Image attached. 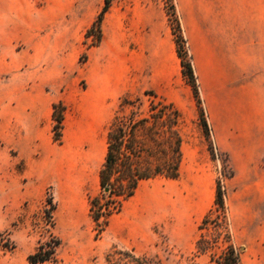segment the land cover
<instances>
[{"label": "crops", "instance_id": "crops-1", "mask_svg": "<svg viewBox=\"0 0 264 264\" xmlns=\"http://www.w3.org/2000/svg\"><path fill=\"white\" fill-rule=\"evenodd\" d=\"M105 3L0 0V152L21 164L18 175L29 199H42L44 190L52 187L69 203L70 219L75 223L79 217L75 224L81 227L90 212L89 194H101L106 138L123 98L139 99L153 91L173 103L183 121L198 119L163 0H111L101 23V42L88 46L87 33ZM173 3L215 146L228 154L233 170L247 173L248 185L257 194L253 196L260 200L264 0ZM57 106L64 108L62 143L54 139ZM158 178L140 181L134 196L111 216L103 233L105 246L147 254L159 245L154 227L160 224L181 252L195 251L207 214L197 218L188 244L182 245L168 230V214L155 222V212L162 214L167 203L164 192L154 198L150 182ZM263 249L259 243L247 249L256 258L253 264H264Z\"/></svg>", "mask_w": 264, "mask_h": 264}, {"label": "rangeland", "instance_id": "rangeland-1", "mask_svg": "<svg viewBox=\"0 0 264 264\" xmlns=\"http://www.w3.org/2000/svg\"><path fill=\"white\" fill-rule=\"evenodd\" d=\"M163 2L169 18L174 3L172 0H163ZM169 24L171 26L170 20ZM94 27L87 33L88 38L85 43L88 46L99 45L101 42L99 30L96 42L92 43L89 38ZM80 61L85 62L86 57L82 56ZM140 99L141 102L135 106L125 105L122 108L120 102L115 113L118 122L127 127L131 121L149 119L152 98L145 95ZM134 100L136 99L131 101ZM164 129L161 120L150 119L149 123L140 125L135 135L141 149L165 152L167 149L162 141ZM155 131L161 133L158 145L151 138V134ZM180 132L183 138V161L179 177L177 179L160 177L150 182L155 199L160 191L167 197L162 214L155 212V222L168 214L169 232L177 240L182 241V245H187L197 218L202 214H208L213 208L217 182L220 180L227 191L229 207L227 235L224 236L226 232L221 236L217 234L214 227L216 214H214L205 230L198 231L199 238L203 234L209 242L206 252L196 255L195 247V251L187 254L174 246L168 240L163 227L156 224L154 230L159 236V245L144 255L154 259L159 258L164 264H219V256L229 245L227 238L230 234L236 253L244 260V264H253L252 261L256 258H253L247 249L258 243L264 248V197L257 200L258 198L253 196L254 188L248 185L247 173L233 170L229 164L228 154L217 149L220 154L212 160L199 122V114L195 123L182 120ZM21 169L20 163L14 162L11 156L7 157L0 152V264H30L28 257L36 252L40 244L55 239L61 241L58 249V264H107L105 256L112 247L104 245V232L100 233V236L97 235L91 213L88 210L86 212V226L76 225V221H80L79 217L75 223L70 219L69 203L60 200L52 187L44 190L42 199H29L26 187L23 181L20 182L21 177L18 175ZM230 171L233 173L232 177L229 176ZM208 180L211 181L212 189L211 184L205 188ZM249 193L250 199H247ZM55 206L57 209L54 211ZM258 213L261 216L252 220ZM218 223L220 225V222ZM246 223H249L250 227L246 226ZM260 235L263 236V240H258Z\"/></svg>", "mask_w": 264, "mask_h": 264}, {"label": "trees", "instance_id": "trees-1", "mask_svg": "<svg viewBox=\"0 0 264 264\" xmlns=\"http://www.w3.org/2000/svg\"><path fill=\"white\" fill-rule=\"evenodd\" d=\"M110 6L111 0H106L103 12L95 24L100 35L103 16L109 10ZM172 8L173 12L171 15L169 13V20L175 36L178 56L181 59L183 77L192 88L198 107L199 122L203 128L211 158L215 160L220 153L212 139L211 128L206 118L205 108L200 96L199 84L194 72L188 43L183 34V29L174 4ZM145 95L152 98L149 119L143 118L140 121H131L129 126L126 127L123 123L118 122V117L116 116L108 131L107 153L100 170L101 194L100 196L89 198L90 213L96 224L95 227L98 236L105 231L111 216L119 213L123 203L134 196L140 181L157 177L177 179L180 175V168L183 161V138L180 132L182 123L181 113L173 103L159 97L155 92L149 91ZM140 102V98L134 101L123 98L120 108L125 105L135 106ZM54 119V139L57 143H62L63 107H55ZM150 119L154 121L161 120V124L165 128L162 133V141L167 149L165 152L159 153L155 150L143 151L137 141L135 134L138 127L142 124L149 123ZM160 135L161 133L156 131L151 134L152 140L157 145L160 142ZM229 176H233L231 171ZM106 197H108L109 205L112 204V208H107L106 211H103L102 200ZM47 202L50 203L49 200ZM56 209L57 207L55 206L53 210L55 211ZM214 214H216L214 227L217 234L221 236L226 232L224 234L226 236L229 228V207L227 205V191L223 182L220 180L217 182L215 204L199 226L201 231L205 230ZM101 218H103V228L97 231ZM218 222H220V225H218ZM227 239L229 245L219 256L218 263L241 264V257L236 253V249L231 242L230 234ZM208 245L209 242L206 237L201 234L196 243L195 254L198 255L206 252V246ZM60 246L61 241L59 239L41 243L36 252L28 257L29 263L58 264V249ZM105 260L107 264H164L159 258L154 259L146 255H137L133 250L119 249L118 247H112L106 254Z\"/></svg>", "mask_w": 264, "mask_h": 264}, {"label": "built area", "instance_id": "built-area-1", "mask_svg": "<svg viewBox=\"0 0 264 264\" xmlns=\"http://www.w3.org/2000/svg\"><path fill=\"white\" fill-rule=\"evenodd\" d=\"M97 32H98V28L94 27V29L91 32V35L89 36L92 43L96 42ZM111 205L112 204L109 205V203H108V197H106L105 199L102 200V210L103 211H106L107 208H112ZM102 228H103V218H101V220H100V224H99L97 231H100Z\"/></svg>", "mask_w": 264, "mask_h": 264}]
</instances>
